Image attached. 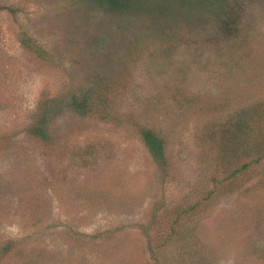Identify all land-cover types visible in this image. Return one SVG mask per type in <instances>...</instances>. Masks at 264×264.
Returning a JSON list of instances; mask_svg holds the SVG:
<instances>
[{"label": "rangeland", "instance_id": "1", "mask_svg": "<svg viewBox=\"0 0 264 264\" xmlns=\"http://www.w3.org/2000/svg\"><path fill=\"white\" fill-rule=\"evenodd\" d=\"M223 3L0 0V264H264V0Z\"/></svg>", "mask_w": 264, "mask_h": 264}, {"label": "trees", "instance_id": "2", "mask_svg": "<svg viewBox=\"0 0 264 264\" xmlns=\"http://www.w3.org/2000/svg\"><path fill=\"white\" fill-rule=\"evenodd\" d=\"M90 2L97 3L98 5L104 7L105 9L116 11L120 14H136L145 12L146 16H151L153 13L157 12L159 14L168 10V4H171L173 0H88ZM226 0H180V3L186 8H199V9H208L217 8L218 10L225 11L224 3ZM224 24H228L226 21ZM51 104H48L44 110L39 115V118L30 128V133L39 137L40 139H46V126L48 125L49 120L51 119L53 113L58 110L59 106L55 104V100H50ZM53 103V104H52ZM68 107H71L75 112L81 114L85 112L84 108V99L80 98H71L67 103ZM243 128L244 123H240ZM247 128V126L245 127ZM251 135V130L248 129L246 131V136L249 137ZM142 140L147 147L148 151L152 155V157L159 163L160 167L163 166L164 159V150H163V142L159 136H157L154 132L142 129L141 130ZM261 155H264V151ZM260 158V157H259ZM11 246L9 244H5L1 247V253L5 254L9 252Z\"/></svg>", "mask_w": 264, "mask_h": 264}]
</instances>
